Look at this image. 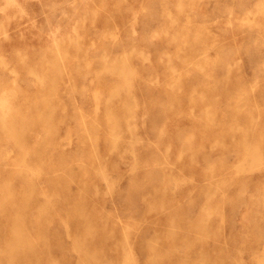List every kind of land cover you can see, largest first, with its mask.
Segmentation results:
<instances>
[{"label": "rangeland", "instance_id": "rangeland-1", "mask_svg": "<svg viewBox=\"0 0 264 264\" xmlns=\"http://www.w3.org/2000/svg\"><path fill=\"white\" fill-rule=\"evenodd\" d=\"M0 99V264H264V0H0Z\"/></svg>", "mask_w": 264, "mask_h": 264}, {"label": "bare ground", "instance_id": "bare-ground-1", "mask_svg": "<svg viewBox=\"0 0 264 264\" xmlns=\"http://www.w3.org/2000/svg\"><path fill=\"white\" fill-rule=\"evenodd\" d=\"M86 1H87V0H86ZM12 2H13V1H12ZM178 5H180V4L178 3ZM93 15H94V14H93ZM94 17H95V16H94ZM92 18H93V17H92ZM109 18H110V17H109ZM113 18H114V17H113ZM114 19H115V18H114ZM92 21H93V19H92ZM96 23H97V22H96ZM107 32H108V31H107ZM107 32H106V33H107ZM173 33H174V32H173ZM173 33H172V34H173ZM134 35H135V34H134ZM174 36H175V35H174ZM174 38H176V36H175ZM185 39H186V38H185ZM181 41H182V40H181ZM125 52H126V51H125ZM127 52H128V51H127ZM64 60H66V59H64ZM242 60H243V59H242ZM59 64H60V63H59ZM55 65H56V64H55ZM14 66H15V65H14ZM14 66H13V67H14ZM62 67H63V66H62ZM59 70H60V69H59ZM56 74H57V73H56ZM37 78H38V77H37ZM38 79H39V78H38ZM42 81H43V80H42ZM44 81H45V80H44ZM91 82H93V81H91ZM95 82H96V81H95ZM43 84H45V83H43ZM99 84H100V83H99ZM45 86H46V85H45ZM102 86H103V85H102ZM1 87H2V86H1ZM46 88H47V87H46ZM47 89H48V88H47ZM47 89H46V90H47ZM116 90H117V89H116ZM106 91H107V90H106ZM17 94H20V93H17ZM51 95H52V94H51ZM47 99H48V98H47ZM0 100H1V99H0ZM10 100H11V99H10ZM1 101H2V100H1ZM56 102H57V101H56ZM57 103H58V102H57ZM52 106H53V105H52ZM59 107H60V106H59ZM106 186H107V185H106ZM189 231H191V230H189ZM194 233H195V232H194ZM196 233H197V232H196Z\"/></svg>", "mask_w": 264, "mask_h": 264}]
</instances>
